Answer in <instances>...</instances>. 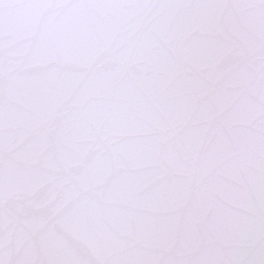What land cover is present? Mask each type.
<instances>
[{"label": "snow or ice", "instance_id": "snow-or-ice-1", "mask_svg": "<svg viewBox=\"0 0 264 264\" xmlns=\"http://www.w3.org/2000/svg\"><path fill=\"white\" fill-rule=\"evenodd\" d=\"M173 8L256 13L250 104L227 39L74 22ZM0 264H264V0H0Z\"/></svg>", "mask_w": 264, "mask_h": 264}, {"label": "water", "instance_id": "water-1", "mask_svg": "<svg viewBox=\"0 0 264 264\" xmlns=\"http://www.w3.org/2000/svg\"><path fill=\"white\" fill-rule=\"evenodd\" d=\"M74 22L85 27H130L149 36L163 37L178 30H185L189 34L201 37L227 39L238 54V86L235 96L241 104H250L254 100L250 92H245L247 76L255 59L259 40L256 13L251 10L173 8L83 11L74 18ZM239 125L242 130H246V114L241 115ZM14 167L17 170H29L34 177L40 180L36 188L37 195L47 191V174L52 168L50 158L15 161ZM34 228L39 245L37 255L47 258L54 251L56 233L49 224L43 222H35Z\"/></svg>", "mask_w": 264, "mask_h": 264}]
</instances>
